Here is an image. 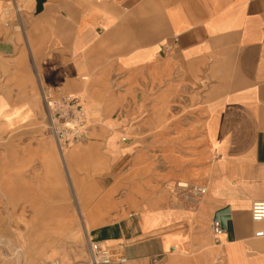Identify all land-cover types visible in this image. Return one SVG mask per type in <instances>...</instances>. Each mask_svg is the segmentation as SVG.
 <instances>
[{
    "label": "crops",
    "instance_id": "0c3cea01",
    "mask_svg": "<svg viewBox=\"0 0 264 264\" xmlns=\"http://www.w3.org/2000/svg\"><path fill=\"white\" fill-rule=\"evenodd\" d=\"M17 3L21 11H14L15 17L4 24L7 4L0 1V128L21 106V91L33 89L36 76L56 96H76L102 73L109 59L123 70L155 64L164 72L166 63L179 69L184 78L203 86L208 100L204 139L216 161L205 205L212 222L225 210L219 217L224 218L223 233L215 236L212 230L222 262L264 264V237L255 236L264 223L251 218L252 204L264 201V0ZM115 121L106 126L119 128ZM105 154L110 158L104 156L99 165L113 160L116 169L131 155L128 148L110 142ZM71 158L60 154L64 169L74 178ZM75 195L80 196L78 189ZM77 201L83 204L84 199ZM126 201L134 206L138 202L131 191L120 201L112 191L106 192L88 212L81 207V228L88 234L96 227L90 238L128 261L182 250L176 235L164 232L174 223V211L143 205L128 215L131 219L100 226ZM63 224L71 229L70 222ZM133 238L141 239L125 243ZM0 244L7 242L0 237ZM19 252L15 248L14 253ZM186 263L173 257L169 264Z\"/></svg>",
    "mask_w": 264,
    "mask_h": 264
},
{
    "label": "rangeland",
    "instance_id": "374dc122",
    "mask_svg": "<svg viewBox=\"0 0 264 264\" xmlns=\"http://www.w3.org/2000/svg\"><path fill=\"white\" fill-rule=\"evenodd\" d=\"M4 12V24L15 17L12 5ZM106 63L76 95L87 111L89 130L65 151L72 155L74 178L64 169L47 133L43 88L47 94L53 92L38 76L32 90L21 91V106L1 126L0 237L7 244H0V264H42L55 258L62 264H89V238L96 227L86 234L80 209L88 212L110 191L119 201L131 191L138 202L120 203L110 212V221L102 219L100 226L131 219L128 215L143 205L177 215L164 232L178 238L182 247L178 254L167 251L157 259L126 264H169L173 257L186 264H223L205 205L208 194L191 206L173 192L178 181L208 187L214 174L216 160L204 139L209 107L203 86L167 63L164 72L155 64L123 70L114 60ZM111 120L119 121L120 127L108 128ZM109 142L128 148L131 155L122 168L116 169L113 160L99 165L98 160L109 157L105 154ZM77 189L80 196L75 195ZM77 197L84 199V205ZM63 221L70 222L71 229ZM15 248L21 249L17 255Z\"/></svg>",
    "mask_w": 264,
    "mask_h": 264
},
{
    "label": "built area",
    "instance_id": "2783aa9c",
    "mask_svg": "<svg viewBox=\"0 0 264 264\" xmlns=\"http://www.w3.org/2000/svg\"><path fill=\"white\" fill-rule=\"evenodd\" d=\"M0 1L12 5V10L17 13L21 11L18 0ZM43 98L47 108V133L53 137L59 154L64 156L65 151L72 144L87 136L89 130L87 111L76 96L63 94L56 96L54 93L47 94L43 89ZM173 192L192 206L207 195L208 188L178 181L174 185ZM251 218L255 223H264V201H255L252 204ZM212 230L215 236L223 233L224 228L220 218L213 220ZM255 236L264 237V229L258 230ZM88 260L89 264H126L128 262L126 256L114 254L110 248L95 242L92 238H89ZM42 264H62V262L59 258H55Z\"/></svg>",
    "mask_w": 264,
    "mask_h": 264
},
{
    "label": "water",
    "instance_id": "95a60500",
    "mask_svg": "<svg viewBox=\"0 0 264 264\" xmlns=\"http://www.w3.org/2000/svg\"><path fill=\"white\" fill-rule=\"evenodd\" d=\"M223 213H225V210L218 212V213L215 215V220H217V219L220 217V215H222ZM221 220H222V224H223V220H224V218H221Z\"/></svg>",
    "mask_w": 264,
    "mask_h": 264
},
{
    "label": "bare ground",
    "instance_id": "6f19581e",
    "mask_svg": "<svg viewBox=\"0 0 264 264\" xmlns=\"http://www.w3.org/2000/svg\"><path fill=\"white\" fill-rule=\"evenodd\" d=\"M16 254V253H15Z\"/></svg>",
    "mask_w": 264,
    "mask_h": 264
}]
</instances>
